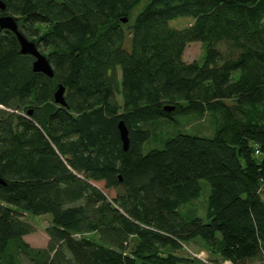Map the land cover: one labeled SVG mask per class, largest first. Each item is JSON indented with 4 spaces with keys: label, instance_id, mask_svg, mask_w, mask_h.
Returning a JSON list of instances; mask_svg holds the SVG:
<instances>
[{
    "label": "trees",
    "instance_id": "1",
    "mask_svg": "<svg viewBox=\"0 0 264 264\" xmlns=\"http://www.w3.org/2000/svg\"><path fill=\"white\" fill-rule=\"evenodd\" d=\"M3 1L0 17H16L54 77L2 31L0 264L20 253L34 264H264V0ZM179 18L192 22L178 29ZM195 42L203 55L187 63ZM175 115H209L215 134L164 137L144 153ZM201 180L207 221L182 211ZM25 214L52 216L47 248L23 241L34 232ZM189 242L221 260L186 254Z\"/></svg>",
    "mask_w": 264,
    "mask_h": 264
},
{
    "label": "rangeland",
    "instance_id": "2",
    "mask_svg": "<svg viewBox=\"0 0 264 264\" xmlns=\"http://www.w3.org/2000/svg\"><path fill=\"white\" fill-rule=\"evenodd\" d=\"M192 20L188 18H179L173 20L171 25L175 28L182 29L187 27L191 24ZM203 55V47L200 42L191 43L188 45L187 49L185 50L184 54V61L187 63H191L193 61L199 60ZM120 77V75H119ZM121 100V97H118ZM162 131L158 135V139L151 143H146L143 146V152L148 153L151 149L157 148L161 149L164 147L162 140L167 137H172L177 134H187V135H196V136H213L215 134V124L212 122V119L209 115H206L204 118L196 119L195 116L190 115H175L173 119H165L162 122L160 127ZM159 129V130H160ZM258 155V153L256 152ZM201 187L202 192L200 197L190 203L187 208H182V211L185 212L186 209H191L197 212V215L207 221L206 218V209L208 204V198L210 194V185L207 181L201 180ZM97 186L102 190H105V183L101 182L98 183ZM105 193L109 194L110 196H115V191H104ZM264 199V196H263ZM23 220L34 228V232L24 236L23 241L29 244L32 248L36 249H44L48 247L49 244V236L46 233V229L51 226L52 224V216L50 214L43 215V216H33V215H23ZM89 239H92L98 242L99 238L96 234H89L86 236ZM74 239L80 240L79 235H75ZM17 245L18 242L13 241L8 247L7 254L13 255L15 258H18L17 254ZM184 249L186 250V254H190L192 256L199 257L206 262H213L220 261L221 258L209 251L204 250L203 246L199 242H189L184 245ZM180 255H186L185 252H179ZM13 257V258H14ZM14 258V259H15ZM203 261V262H205ZM205 262V263H206ZM19 264H34L26 255L20 253ZM225 264H231L230 262H226Z\"/></svg>",
    "mask_w": 264,
    "mask_h": 264
},
{
    "label": "water",
    "instance_id": "3",
    "mask_svg": "<svg viewBox=\"0 0 264 264\" xmlns=\"http://www.w3.org/2000/svg\"><path fill=\"white\" fill-rule=\"evenodd\" d=\"M6 4L3 0H0V10L6 11ZM124 22H127V19H124ZM2 31H9L14 33L17 37L20 52L22 55H28L33 57V71L36 73H42L49 78L54 77V69L50 63L48 57L41 52L37 44L28 39L19 29V24L15 16L11 14L2 15L0 17V35ZM66 87L63 84H60L57 90L54 93V101L57 105L61 107H67V101L65 98ZM164 110L168 113H172L176 110V106H165ZM29 115H32V112H29ZM120 138L124 151H128L130 147V132L124 121H121L118 125ZM0 184L6 185V183L0 179Z\"/></svg>",
    "mask_w": 264,
    "mask_h": 264
}]
</instances>
